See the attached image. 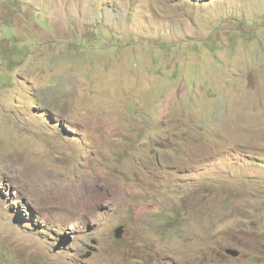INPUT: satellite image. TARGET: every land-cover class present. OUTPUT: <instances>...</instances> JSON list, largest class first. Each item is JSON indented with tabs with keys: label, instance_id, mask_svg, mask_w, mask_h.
Listing matches in <instances>:
<instances>
[{
	"label": "rangeland",
	"instance_id": "374dc122",
	"mask_svg": "<svg viewBox=\"0 0 264 264\" xmlns=\"http://www.w3.org/2000/svg\"><path fill=\"white\" fill-rule=\"evenodd\" d=\"M0 264H264V0H0Z\"/></svg>",
	"mask_w": 264,
	"mask_h": 264
},
{
	"label": "water",
	"instance_id": "95a60500",
	"mask_svg": "<svg viewBox=\"0 0 264 264\" xmlns=\"http://www.w3.org/2000/svg\"><path fill=\"white\" fill-rule=\"evenodd\" d=\"M123 233H124V227L121 226L115 232L116 238L117 239H121L123 237ZM226 252H227L228 255L232 256L233 258H237L240 255V253L238 251H235V250H232V249L227 250Z\"/></svg>",
	"mask_w": 264,
	"mask_h": 264
},
{
	"label": "trees",
	"instance_id": "16d2710c",
	"mask_svg": "<svg viewBox=\"0 0 264 264\" xmlns=\"http://www.w3.org/2000/svg\"><path fill=\"white\" fill-rule=\"evenodd\" d=\"M205 200H207V198H205ZM163 213H168V211H165ZM176 227H178L177 223L174 222V221H171V219H170L169 224L166 223L164 228H166L167 232H171L172 234H174L176 232V230H177Z\"/></svg>",
	"mask_w": 264,
	"mask_h": 264
},
{
	"label": "bare ground",
	"instance_id": "6f19581e",
	"mask_svg": "<svg viewBox=\"0 0 264 264\" xmlns=\"http://www.w3.org/2000/svg\"><path fill=\"white\" fill-rule=\"evenodd\" d=\"M31 185V184H30ZM57 191V190H56Z\"/></svg>",
	"mask_w": 264,
	"mask_h": 264
},
{
	"label": "clouds",
	"instance_id": "9594fccd",
	"mask_svg": "<svg viewBox=\"0 0 264 264\" xmlns=\"http://www.w3.org/2000/svg\"><path fill=\"white\" fill-rule=\"evenodd\" d=\"M117 239V238H116ZM232 257V256H231Z\"/></svg>",
	"mask_w": 264,
	"mask_h": 264
}]
</instances>
